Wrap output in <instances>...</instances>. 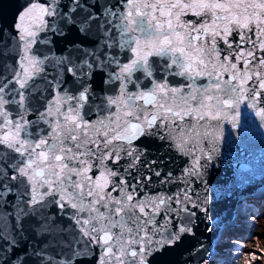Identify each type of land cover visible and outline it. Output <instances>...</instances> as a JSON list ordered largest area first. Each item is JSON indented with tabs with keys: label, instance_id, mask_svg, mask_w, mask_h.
I'll return each mask as SVG.
<instances>
[{
	"label": "snow or ice",
	"instance_id": "snow-or-ice-1",
	"mask_svg": "<svg viewBox=\"0 0 264 264\" xmlns=\"http://www.w3.org/2000/svg\"><path fill=\"white\" fill-rule=\"evenodd\" d=\"M242 107L264 121V0H27L0 27V264L191 252L211 220L207 169ZM146 141L184 166L161 178L142 165ZM143 169L175 189L153 193ZM261 215L247 212L228 264Z\"/></svg>",
	"mask_w": 264,
	"mask_h": 264
},
{
	"label": "water",
	"instance_id": "water-1",
	"mask_svg": "<svg viewBox=\"0 0 264 264\" xmlns=\"http://www.w3.org/2000/svg\"><path fill=\"white\" fill-rule=\"evenodd\" d=\"M26 3L27 0H0V27L5 30V37L17 22V16ZM187 18L193 19L191 16ZM99 86L97 81V90ZM144 147L148 149V154L142 158V165L156 160L153 171L161 170V178L169 170L175 175L177 170L184 166L185 159L168 150L163 142L146 141ZM142 171L143 175L152 176L153 193L163 190L171 192L175 189V185L164 189L159 184L160 178L152 175V171ZM205 179L210 201L208 215L211 220L198 221L195 235L186 240L184 247L193 250L167 252L163 256L154 257L152 264H184L185 261H188V264H199L200 256L196 254V249L203 243L208 252H212L213 239H219V230H223V225L233 222L235 204L240 200L264 202V121L255 115L254 110H245L242 107L237 127L225 123L223 139L219 143V155L210 162ZM145 187L147 189L148 185ZM190 256L195 258L189 259ZM205 264H210L209 259L205 260Z\"/></svg>",
	"mask_w": 264,
	"mask_h": 264
},
{
	"label": "bare ground",
	"instance_id": "bare-ground-1",
	"mask_svg": "<svg viewBox=\"0 0 264 264\" xmlns=\"http://www.w3.org/2000/svg\"><path fill=\"white\" fill-rule=\"evenodd\" d=\"M249 209V210H258V211H264V202L263 201H252V200H240L238 204L234 205V210L233 213L235 214V217L233 219V222L230 223V225H223L222 228L223 230H219V239H213V248H212V256L209 258V263L213 264L214 259L216 258L217 254H219V247L222 246V240L230 235L236 237L240 236L241 233L244 231V229H240L241 225L244 222V218L247 214V212L243 211L244 209ZM242 213V215H241ZM257 233L264 238V229L260 227V229L257 230ZM254 240V239H253ZM248 242V244L244 245L245 250L249 249H255L253 248L252 244L257 245L256 242L250 243L252 240H245ZM224 261L220 260L219 263L221 264H227L229 260L223 259ZM238 264V262H237ZM264 264V259H262V263Z\"/></svg>",
	"mask_w": 264,
	"mask_h": 264
},
{
	"label": "rangeland",
	"instance_id": "rangeland-1",
	"mask_svg": "<svg viewBox=\"0 0 264 264\" xmlns=\"http://www.w3.org/2000/svg\"><path fill=\"white\" fill-rule=\"evenodd\" d=\"M243 211L248 212L249 209L246 208ZM260 212L262 213V215L260 217H258V224H259V228L258 229H260V227L262 229H264V211L260 210ZM241 215H242V213H241ZM240 229H243L242 225H241ZM242 234H243V232L241 233V235ZM237 238H238V236L236 237V235H234V236L230 235V236L226 237V239L224 238L222 240V246L219 247V251H222V252H219V254H217L216 258L214 259V263L213 264H221V263H219V261L220 260L224 261L223 259L230 260V257H229V249H230L229 240H232L233 242H237ZM239 242H242L244 245L248 244V242L245 241V240L244 241H239ZM254 242H256L257 245L252 244L253 248H255L253 250L264 249V238L261 237L258 233H257V236L255 237V239L250 241V243H254ZM245 253H248V251L245 250ZM257 255L260 256V253L257 252ZM262 259H264V256H262L260 258V260L257 262V264H261L262 263ZM227 260H226V262H227ZM227 264H228V262H227Z\"/></svg>",
	"mask_w": 264,
	"mask_h": 264
},
{
	"label": "clouds",
	"instance_id": "clouds-1",
	"mask_svg": "<svg viewBox=\"0 0 264 264\" xmlns=\"http://www.w3.org/2000/svg\"><path fill=\"white\" fill-rule=\"evenodd\" d=\"M255 239V238H254ZM251 260V254L245 253L238 261V264H248V262Z\"/></svg>",
	"mask_w": 264,
	"mask_h": 264
}]
</instances>
